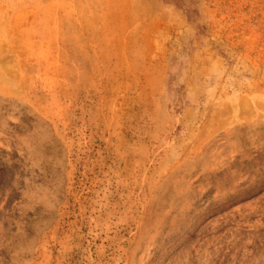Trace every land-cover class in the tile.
<instances>
[{
	"label": "rangeland",
	"instance_id": "1",
	"mask_svg": "<svg viewBox=\"0 0 264 264\" xmlns=\"http://www.w3.org/2000/svg\"><path fill=\"white\" fill-rule=\"evenodd\" d=\"M0 264H264V0H0Z\"/></svg>",
	"mask_w": 264,
	"mask_h": 264
}]
</instances>
